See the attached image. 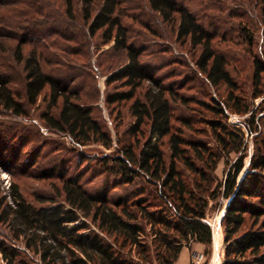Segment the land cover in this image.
<instances>
[{"label":"trees","instance_id":"16d2710c","mask_svg":"<svg viewBox=\"0 0 264 264\" xmlns=\"http://www.w3.org/2000/svg\"><path fill=\"white\" fill-rule=\"evenodd\" d=\"M123 1L135 7H147L158 14L160 21L175 27L178 40L199 47L196 64L212 85L236 88L227 69V59L214 48V36L179 0H0L1 107L16 115L27 114L26 105L16 98L10 86L20 79L29 106L35 105L38 97L47 91L49 110L42 113V118L49 127L82 145L100 142L112 148V136L94 117L81 94L82 88L64 85L60 78L47 72L44 56L34 49L48 38L75 39L68 34L69 28L81 20L88 26L90 36L100 31L103 42L112 43L107 53L110 55L106 56V63L109 61L113 67L107 84L120 81L127 87L108 94L107 103L133 100L134 129L139 131L146 122L150 125V137L138 150L126 144L101 159V165L117 175L115 187H126L124 195L110 196L108 188L93 193L80 184L78 177L62 173L63 202L45 198L42 202L49 201L50 206L37 207L13 183L9 190L13 203L6 201L0 187V222L11 226L18 236L32 233L34 242L42 232L45 264H177L185 244H202L209 252L213 229L205 219L210 202L222 196L228 200L221 218L225 243L222 264H264V180L260 175L264 171V139L261 153H254L249 169L240 180L242 160L232 165L222 182L215 184V180H207L204 175L206 180H183L178 162L204 174L191 159L188 148L203 161L208 150L204 143L186 141L172 131V101H177V94L172 86L159 79L151 65L142 61L144 49L130 39L123 22ZM254 63L255 77L260 82L264 62L255 59ZM16 66L22 74L20 78H11L9 71ZM145 82L151 86L144 87ZM233 99L231 94L229 101L214 100L213 110L226 119L224 109L239 114L249 111L230 104ZM252 123V119L251 125L250 120L246 121L254 132ZM210 126L214 130L222 128L229 139L219 138L225 149L230 141L238 143L232 150L241 148L244 132L240 127L233 126L231 130L215 120L210 121ZM166 136L171 150L169 161L159 144ZM1 152L0 163L4 165L6 160ZM212 156L209 152L210 161L215 160ZM9 167L14 175L17 169ZM141 175L149 180H135ZM142 184L154 189L156 202L144 199L143 195L151 192L144 190ZM132 185L138 186L132 188ZM81 217L97 226L100 233L90 229ZM1 245L3 257L10 264L8 256L14 253L8 254ZM128 245L136 248V262L123 253Z\"/></svg>","mask_w":264,"mask_h":264},{"label":"rangeland","instance_id":"374dc122","mask_svg":"<svg viewBox=\"0 0 264 264\" xmlns=\"http://www.w3.org/2000/svg\"><path fill=\"white\" fill-rule=\"evenodd\" d=\"M179 1L194 12L199 22L214 36V48L227 59V69L236 84L235 89L226 84L212 85L196 64L200 48L192 46L189 41L178 40L175 27L160 21L158 14L147 7H135L134 4L123 1V22L129 29L130 39L144 49L142 61L151 65L153 71L160 75L159 79L172 86L177 94V101H172V131L183 136L186 141L204 143L208 150L204 155L206 161H203L186 147L191 159L204 174L195 173L178 162L183 180H206L204 175L207 180H215V184L222 182L232 165L242 160L244 167L239 175L240 180L249 169L254 153H261L264 139V72L261 73L260 82H257L254 63L255 59L264 62V0ZM69 32L75 39L48 38L34 49L44 56L47 72L60 78L64 85L82 88L84 100L102 128L112 136L113 146L107 148L100 142L82 145L49 127L42 118V113L49 110L47 91L38 97L35 105L29 106L24 96L23 81L15 80L10 86L14 89L16 98L26 105L27 114L16 115L0 106V152H4L6 160L4 165L0 163V187L9 203H13L9 191L13 183L18 184L25 199L37 207L50 206L49 201L42 202L45 198L63 202L60 180L62 173L78 177L80 184L93 193L108 188L110 196L124 195L126 187H115L117 175L101 165V159L114 154L117 147L126 144H131L138 150L150 137L149 122L141 125L139 131L134 129L136 118L131 111L133 100L113 104L106 101L108 94L127 88L120 81L107 84L106 80L113 67H110L109 61L106 63V56L110 55L107 53L112 43H104L100 31L90 36L88 26L81 20L69 28ZM29 47L33 48L32 45ZM9 72L11 78H20L22 74L18 66ZM147 86H151V83L145 82L144 87ZM231 94L234 99L230 104L234 103L238 109L248 108L249 111L239 114L224 109L226 119L213 110L214 100L220 103L229 101ZM248 119L250 125L251 119L253 121L252 125L256 129L254 132L246 125ZM211 120L219 122L222 127L228 126L231 130L240 127L244 132L241 148L232 150L238 143L230 141L228 149H225L219 138L229 139L221 127L214 130L210 126ZM240 137L239 135L236 140ZM155 140L156 137H153V141ZM159 144L169 161V137L161 139ZM209 152L213 153L215 160L210 161ZM9 166L17 169L14 175L9 172ZM260 175L264 180V171H260ZM135 180L149 179L141 175ZM135 186L138 185H132V188ZM141 186L151 192L150 195H143L144 199L156 202L153 197L154 189L145 184ZM227 204L228 200L222 196L217 201L210 202L211 208L205 219L213 231L214 228H219L218 242L213 238L209 252L206 246L198 249L194 248L193 243L185 244L177 264H193V255L199 253L204 255L200 264L223 263L225 243L221 218ZM81 220L86 221L90 229L100 233L92 222L84 217ZM40 234L43 235L42 232ZM41 235L34 242L32 233L18 236L11 226L0 222V244L8 254L14 253L8 256L10 264H45V240ZM28 241H32L30 246L27 245ZM136 252V248L129 245L123 250L134 262L137 261ZM62 253L65 254L66 251L63 250ZM0 264H7L1 248Z\"/></svg>","mask_w":264,"mask_h":264},{"label":"built area","instance_id":"2783aa9c","mask_svg":"<svg viewBox=\"0 0 264 264\" xmlns=\"http://www.w3.org/2000/svg\"><path fill=\"white\" fill-rule=\"evenodd\" d=\"M203 254L202 253H199L197 255H193V264H200L201 260L203 259Z\"/></svg>","mask_w":264,"mask_h":264},{"label":"bare ground","instance_id":"6f19581e","mask_svg":"<svg viewBox=\"0 0 264 264\" xmlns=\"http://www.w3.org/2000/svg\"><path fill=\"white\" fill-rule=\"evenodd\" d=\"M4 177H6V176H4ZM219 219H220V217H219ZM214 226V225H213ZM215 226H216V224H215ZM218 227V226H217ZM220 227V226H219ZM218 231H219V228H218V230L217 229H215L214 228V231H213V238H214V241L216 242V240L218 239L217 237H218V235H220V234H218ZM221 231V230H220ZM222 235V234H221ZM218 242V241H217ZM216 242V243H217Z\"/></svg>","mask_w":264,"mask_h":264},{"label":"crops","instance_id":"0c3cea01","mask_svg":"<svg viewBox=\"0 0 264 264\" xmlns=\"http://www.w3.org/2000/svg\"><path fill=\"white\" fill-rule=\"evenodd\" d=\"M203 245L202 244H197V243H195V246H194V248L196 247V248H198V249H200V247H202ZM184 248V247H183ZM182 251H183V249H182ZM181 251V252H182Z\"/></svg>","mask_w":264,"mask_h":264},{"label":"water","instance_id":"95a60500","mask_svg":"<svg viewBox=\"0 0 264 264\" xmlns=\"http://www.w3.org/2000/svg\"><path fill=\"white\" fill-rule=\"evenodd\" d=\"M226 208H227V205H226ZM226 208H225V211H226ZM225 211H224V213H225ZM224 215V214H223Z\"/></svg>","mask_w":264,"mask_h":264}]
</instances>
